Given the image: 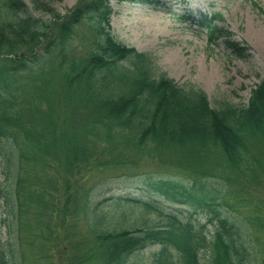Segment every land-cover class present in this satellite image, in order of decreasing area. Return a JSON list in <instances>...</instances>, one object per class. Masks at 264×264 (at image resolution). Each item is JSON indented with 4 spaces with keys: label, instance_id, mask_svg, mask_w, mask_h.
<instances>
[{
    "label": "trees",
    "instance_id": "1",
    "mask_svg": "<svg viewBox=\"0 0 264 264\" xmlns=\"http://www.w3.org/2000/svg\"><path fill=\"white\" fill-rule=\"evenodd\" d=\"M33 5L49 20L23 0H0V155L18 246L0 264H59V246L71 247L68 264H264V212L241 195L249 214L228 215L204 188L234 173L264 182L250 156L264 147V80L248 106L214 110L204 92L157 76L151 57L116 40L111 0H80L66 15ZM218 19L201 16L200 25L242 57ZM148 162L186 183L155 178L152 200L101 196L110 173ZM190 202L208 209L206 223L173 208ZM153 246L147 262H132Z\"/></svg>",
    "mask_w": 264,
    "mask_h": 264
},
{
    "label": "rangeland",
    "instance_id": "2",
    "mask_svg": "<svg viewBox=\"0 0 264 264\" xmlns=\"http://www.w3.org/2000/svg\"><path fill=\"white\" fill-rule=\"evenodd\" d=\"M23 1L34 16L49 20V15L34 11L35 0ZM43 1L59 14L66 15L80 0ZM160 1V6L152 7L129 0H111L114 11L111 26L116 40L151 57L157 67V76L165 74L185 90L197 88L204 92L212 109L220 110L226 105L237 108L248 106L252 91L264 80V0ZM215 15L220 19L215 20L214 25L232 35L231 40L243 50H240L242 57H237L226 48L225 36L212 42L209 40L207 28L200 25L201 16L210 19ZM245 46L250 51L245 50ZM250 156L264 170V147L252 146ZM8 168L7 159L0 155V255H10L12 248H18L11 246L15 223L11 205L6 202L12 177ZM169 172L159 162H148L132 171L110 173L108 185H99V190L105 197L129 196L152 200L156 194L150 186L153 179L169 177L173 182L186 183L184 177H173ZM263 186L264 182L261 187H254L234 173L231 181L208 180L204 188L213 193V204L217 209L225 210L228 215H248L250 209L238 203L239 197L242 195L251 200L256 210L263 213ZM225 201L229 206L224 204ZM192 204H175L173 208L185 214H194V220L206 223L210 217L208 209ZM208 228L212 230L213 226ZM261 233L259 236L264 240ZM70 248L59 246V251L56 252L57 248L53 250L59 264L60 261L62 264L70 263ZM156 249V246L147 248L132 262H147Z\"/></svg>",
    "mask_w": 264,
    "mask_h": 264
}]
</instances>
